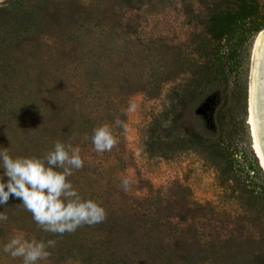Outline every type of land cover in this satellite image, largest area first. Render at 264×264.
<instances>
[{
    "label": "trees",
    "instance_id": "16d2710c",
    "mask_svg": "<svg viewBox=\"0 0 264 264\" xmlns=\"http://www.w3.org/2000/svg\"><path fill=\"white\" fill-rule=\"evenodd\" d=\"M142 1L100 0V5L83 9L80 16L98 14L102 21H116ZM43 9L48 14L38 29L48 26L49 16L53 26L65 32L61 30L63 7ZM68 12L71 19H80L77 10ZM207 24L209 42L215 43L242 41L264 28L250 0L216 3ZM112 25L117 28L118 23ZM75 38H55L50 48L60 52H32L26 46L28 39L6 44L0 71V147H7L13 156L43 157L57 140L79 146L84 164L68 179L82 197L101 204L106 217L73 232L49 233L18 200L10 198L0 206L8 217L0 222V255L21 264L2 248L13 234L23 232L37 240L56 241L39 264H209L211 250L192 223L196 211H203L201 206L163 195L142 179H131L125 191L121 180L127 176H120L117 169L128 156L124 125L130 98L138 93L156 95L169 85L168 107L150 125L145 151L166 159L199 153L231 172L234 158L224 131L231 72L224 67L233 65L235 52H215L192 67L190 61L184 66L180 52L167 50L63 52L64 43L79 44ZM201 105L209 107L205 116L199 113ZM116 119L123 127L113 124ZM103 123L112 125L117 142L110 151L97 153L91 135ZM178 206L185 208L184 214L176 212ZM261 243L257 257L264 264V238Z\"/></svg>",
    "mask_w": 264,
    "mask_h": 264
},
{
    "label": "rangeland",
    "instance_id": "374dc122",
    "mask_svg": "<svg viewBox=\"0 0 264 264\" xmlns=\"http://www.w3.org/2000/svg\"><path fill=\"white\" fill-rule=\"evenodd\" d=\"M232 1L143 0L126 10L123 17L119 15L116 21L108 23L98 14L80 16L83 9L100 5V0H2L0 71L1 54L8 51L6 44L28 39L26 46L32 52H60V49L54 51L50 48L60 35L64 38L76 36L75 39L79 40L77 45L64 43L63 52L167 50L180 52L184 66L190 61L192 67L196 60L205 63L215 52H235L233 65L224 67L226 73L231 72L224 131L233 153L232 171L227 173L222 164L199 153L189 152L166 159L150 156L145 151L144 142L150 125L168 107L169 85L156 95L138 93L130 98L124 125L128 156L117 171L120 176L126 174L135 182L139 179L147 181L163 195H174L180 201L190 200L201 206L203 211H196L192 223L194 231L211 250L207 259L209 264H259L257 254L261 253L264 238V170L254 147L249 91L253 81L254 43L257 36L264 33V28L254 36L242 38V41L237 42L236 38L231 43L209 42L207 23L210 11L216 3L223 6ZM250 2L256 9L258 21L264 22V0ZM55 6L63 7L61 30L65 32L57 30L49 16H46L50 20L48 26L38 29L42 17L48 14L43 8ZM70 8L80 12L79 20L70 18ZM112 23H118L117 28ZM99 41L102 46L96 45ZM153 60L155 69L158 56ZM208 109V105H201L200 115L205 116ZM176 212L182 215L185 208L178 206ZM0 264L17 263L0 255Z\"/></svg>",
    "mask_w": 264,
    "mask_h": 264
},
{
    "label": "clouds",
    "instance_id": "9594fccd",
    "mask_svg": "<svg viewBox=\"0 0 264 264\" xmlns=\"http://www.w3.org/2000/svg\"><path fill=\"white\" fill-rule=\"evenodd\" d=\"M113 124L123 127L119 119ZM116 142L109 123L93 129L91 143L97 153L110 151ZM83 164L80 147L70 142L55 141L43 157L13 156L7 147H0V206L7 205L10 198L18 200L41 229L49 233L73 232L83 224L102 222L106 217L104 207L82 197L68 179ZM130 183L127 177L121 180L125 191ZM7 219L0 212V222ZM55 243L52 239L37 240L17 232L3 244L2 251L19 258L21 264H39L50 255L48 249Z\"/></svg>",
    "mask_w": 264,
    "mask_h": 264
},
{
    "label": "bare ground",
    "instance_id": "6f19581e",
    "mask_svg": "<svg viewBox=\"0 0 264 264\" xmlns=\"http://www.w3.org/2000/svg\"><path fill=\"white\" fill-rule=\"evenodd\" d=\"M1 2V1H0ZM262 34H264L263 32H261L254 43V48H253V52H254V71H253V81L252 86H251V90H250V99H249V111H250V124H251V130H252V135H253V139H254V147L255 150L257 152V155L259 157L260 163H261V167L264 170V160L262 157V154L260 152V148L258 145V141H257V137H256V132H255V122H254V116H253V102H254V94H255V90H256V86H257V75L260 72V87L263 86V82H264V77L263 76V70H262V63L264 60V56L261 55L260 52V48L262 45H264V38H262Z\"/></svg>",
    "mask_w": 264,
    "mask_h": 264
},
{
    "label": "water",
    "instance_id": "95a60500",
    "mask_svg": "<svg viewBox=\"0 0 264 264\" xmlns=\"http://www.w3.org/2000/svg\"><path fill=\"white\" fill-rule=\"evenodd\" d=\"M262 70H263L262 77H264V60L262 63ZM259 75H260V72L257 75V86H256V90L254 94V102H253V116H254V122H255L256 137H257L258 145L260 148V152L264 160V142H262V134H264V82H263V86L260 87L259 80L261 78ZM249 94H250V91H249Z\"/></svg>",
    "mask_w": 264,
    "mask_h": 264
},
{
    "label": "snow or ice",
    "instance_id": "6c2138e0",
    "mask_svg": "<svg viewBox=\"0 0 264 264\" xmlns=\"http://www.w3.org/2000/svg\"><path fill=\"white\" fill-rule=\"evenodd\" d=\"M262 38H264V34H262ZM261 55L264 56V45L260 48ZM262 142H264V134H262Z\"/></svg>",
    "mask_w": 264,
    "mask_h": 264
}]
</instances>
